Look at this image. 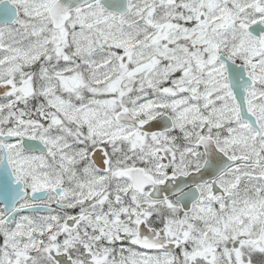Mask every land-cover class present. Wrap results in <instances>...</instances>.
I'll use <instances>...</instances> for the list:
<instances>
[{"label":"snow or ice","instance_id":"obj_1","mask_svg":"<svg viewBox=\"0 0 264 264\" xmlns=\"http://www.w3.org/2000/svg\"><path fill=\"white\" fill-rule=\"evenodd\" d=\"M0 264H264V0H0Z\"/></svg>","mask_w":264,"mask_h":264}]
</instances>
